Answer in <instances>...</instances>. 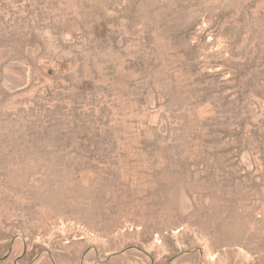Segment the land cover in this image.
<instances>
[{"label":"rangeland","instance_id":"374dc122","mask_svg":"<svg viewBox=\"0 0 264 264\" xmlns=\"http://www.w3.org/2000/svg\"><path fill=\"white\" fill-rule=\"evenodd\" d=\"M264 264V0H0V259Z\"/></svg>","mask_w":264,"mask_h":264},{"label":"crops","instance_id":"0c3cea01","mask_svg":"<svg viewBox=\"0 0 264 264\" xmlns=\"http://www.w3.org/2000/svg\"><path fill=\"white\" fill-rule=\"evenodd\" d=\"M22 247H23L22 244H16V243H15V244L13 245L12 249H11V255H9V256L5 255V256L3 257L4 260H6L5 264H7V261L10 260V258L12 257V253H14V251H15V252H16V251H21V249H23ZM0 264H1V259H0Z\"/></svg>","mask_w":264,"mask_h":264}]
</instances>
